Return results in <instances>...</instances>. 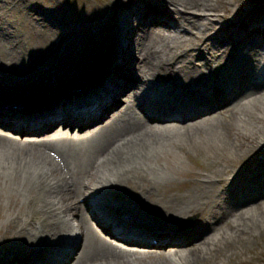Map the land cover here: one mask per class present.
I'll list each match as a JSON object with an SVG mask.
<instances>
[{
	"label": "bare ground",
	"instance_id": "bare-ground-1",
	"mask_svg": "<svg viewBox=\"0 0 264 264\" xmlns=\"http://www.w3.org/2000/svg\"><path fill=\"white\" fill-rule=\"evenodd\" d=\"M113 1L109 16L105 17L106 7L103 13L99 12L105 17L101 22L103 33H109L102 53L111 54L101 71L108 73L100 83L91 76L97 71L95 66L101 53L95 59L83 48L76 50V44L72 43L68 46L75 51L60 47L56 59L51 61L56 62L57 69L44 68L45 63L51 62L48 58L38 60L41 57L31 44L27 45L26 38L22 47L0 40V64L10 58L12 69H0V91L39 96L17 100L8 106L0 100L2 115L9 111L19 114L25 109L15 107H25L34 99L52 96L64 87L77 84L67 77L68 86L62 85L55 79L58 73L86 76L88 81L78 86L80 90L71 96L63 92L60 103L53 99L44 107L56 106L53 112L64 116L66 108L79 98L95 105L93 113L82 116L91 120L89 127L67 140L33 136L0 138V264L7 261L12 264L16 260L38 264L45 257L51 261L78 243L82 248L71 264H208L224 252L226 256L230 254L232 248L228 242L244 246L247 242L241 241L243 232L264 229V188L258 189L257 198H251L250 192L241 195L246 191L243 186L238 190L233 188L249 169L240 167L229 171L237 160H245L250 149L264 150V63L260 74L250 72L258 46L254 49L237 46L234 51L224 47L232 40L243 41L245 45L263 41L264 29L258 25L242 27L232 32V40L222 38L221 31L227 26L224 16L214 15L223 7L222 0ZM180 5L184 11L191 6L196 10L186 16L178 8ZM153 10L156 14H152ZM53 13L50 7L42 8L37 12V22H51L55 10ZM44 14L49 18L45 19ZM59 15L62 23L69 21L61 12ZM0 18V30L5 33L9 22L3 13ZM256 20L252 19L251 24ZM232 23V26L237 24ZM69 26L65 27L76 35ZM56 31L62 33L59 27ZM38 32L45 33L42 28ZM0 35L3 34L0 32ZM131 44L136 56L127 59L128 54H134L129 53ZM59 45L64 44L60 41ZM99 48L102 50L103 46ZM240 56L239 67L236 62ZM200 57L219 60L220 68H209L206 72L204 63L200 67L197 63ZM223 59L229 64H224ZM35 60L44 67L39 64L34 67ZM230 66L228 71L233 76L224 77L220 69ZM122 69L129 71L133 78L121 75L113 81L114 70ZM12 73L14 76L8 75ZM172 76L188 87L172 83ZM245 88L249 93L236 106L232 121L226 125L225 138L224 129H217L222 122L213 113L219 102L227 98L233 101L234 97L237 100L246 92ZM120 95H128L126 105L122 104ZM199 98L215 101L208 107V114L203 113L206 109H197L198 104L192 103ZM37 105L30 104L37 109L32 116L18 121L17 133L24 134L25 126L33 134L50 128L49 117ZM110 112L115 114L109 117ZM169 117L182 124L164 122ZM62 120L66 124L75 123L73 119ZM245 145L248 146L243 149ZM198 151L203 152L202 161L197 157ZM254 154L258 157L261 152ZM181 157L184 162L180 165ZM185 158L199 169L189 167ZM258 164H264V159ZM183 175L191 179H183ZM252 182L264 187V175ZM88 197L109 211L116 208L110 204H118L137 219L126 223L105 212L106 222L100 219L96 224L87 201H80ZM253 201L254 208H239L241 202L248 205ZM230 207L235 208V213L231 220L225 221ZM199 209L206 212V220L196 228H186L187 235L195 237L202 227L211 232L222 221L225 224L220 231L209 233L193 252L171 246L175 239L167 232L157 234L156 242L147 237V232L154 227L166 231L178 229L166 222L177 224ZM217 215H221L222 221L213 223L211 217ZM150 217L159 221L154 223ZM126 233L146 237L132 238Z\"/></svg>",
	"mask_w": 264,
	"mask_h": 264
},
{
	"label": "rangeland",
	"instance_id": "rangeland-1",
	"mask_svg": "<svg viewBox=\"0 0 264 264\" xmlns=\"http://www.w3.org/2000/svg\"><path fill=\"white\" fill-rule=\"evenodd\" d=\"M112 1L113 0H0V14L3 13V17H5V19H7V21L9 22L7 31L5 33L3 32V30H0L1 34L4 35V37L3 35H0V40L1 42H7L13 45L17 43L18 44L17 47L19 46L22 47L25 44V40H26L27 45L29 46L31 44V47L35 49L38 56L41 57V59H38L41 61L44 60L43 58H48L49 62L56 59L60 47L62 50H67V51L70 49L74 50L73 48H69L68 46L69 44L72 43L76 44V50H80L81 48H83L88 55H91L93 58L96 59L98 54L104 52L107 47L108 38H106V35L108 36L109 33L106 35L103 33L101 22H103V19L106 16L110 15V11H111L110 3L112 4L113 2H115ZM11 3L13 4L11 5ZM222 4L223 7L219 8L218 10L220 11L221 14L224 13L227 16V22L238 20L239 19L238 13L241 10L242 12H244L246 16H250V14H258L262 17V14H264V0H222ZM48 7H50V12L52 13L55 10V15L51 14V22H48L47 24H43L42 22H37V18H36L38 16L37 12H41L42 8L46 9ZM105 7L107 8V10L105 13V17H103L102 11ZM87 9H90V11L86 12L85 10ZM100 10L102 12L101 14L99 13ZM59 12H61L64 16H67L69 18V21L67 23H62L59 20V16H60ZM152 14H156V11L153 10ZM44 18L48 19L49 15L44 14ZM40 24H42L43 27ZM53 24H55V26H52ZM67 24L70 25L69 27H72L74 29V32L76 33L77 36L71 33L72 29H68L65 27ZM263 24H264V20H263ZM58 27L60 28V31H62V33H58L56 31ZM41 28L42 30L45 31V33L39 34L38 30ZM231 36H232L231 30H227V32L226 31L222 32L221 37L228 38V40H232L230 39ZM24 38L26 39L24 40ZM60 41L64 45H59ZM214 44L217 45V43L215 42ZM100 46H103L102 50L99 48ZM237 46H240V48L246 46V48L254 49L255 45H253V43L245 45L243 41L239 42L238 40H232L231 43L229 42L227 46L224 47L235 48ZM259 53L260 50H258V52L254 56V60L250 66L251 69L250 72H255V69L257 68L256 65L259 64L258 63L260 59ZM241 57L242 56L238 57L236 66L240 67ZM35 61L36 62L33 63L34 67H36L38 64L39 67L40 66L44 67L41 63H38L37 60ZM0 65H2L4 69L12 70L10 69L11 68L10 58H7V60L4 59ZM46 67L57 69L56 62H51L49 64L45 63L44 68ZM87 72L88 71H84V73ZM8 75L14 76L13 73ZM128 76H132V74H128ZM67 77L72 78L71 75L63 76L61 73L55 75V79H57L59 82L66 81ZM40 81L42 80L40 79ZM245 91L246 92L241 93L242 95L240 94L241 97H239L237 100L236 97H234L233 102L224 103L226 102V100L229 101L230 98L223 100L221 102L222 107L217 110V113H215L217 114V116H215L216 120L222 122L221 126L224 127L221 128V126H218L217 129L218 131L224 129L222 133L225 136V138H227L226 125H228V123L232 121L231 118H233L234 116V110L236 106L239 105L240 100H244V97H246V95L249 93L247 92V88H245ZM175 122L176 121L173 122L174 123L173 125H179L176 124ZM234 131L235 129L232 128L231 132ZM67 138L70 137L68 136ZM3 139H7V137ZM247 146L248 145H245L243 149L247 148ZM258 150L262 152V157L264 158L263 149L252 148L246 154L245 160H237L229 168V171L231 169L234 170L235 168H240L241 166L244 165H247L248 168L254 166V162H253V159L255 158L254 152ZM231 155L233 154H230V156ZM197 157L202 161L204 159L203 152L198 151ZM185 159H186V163L189 164V167L199 169V167L196 166L193 162L189 161L187 158ZM255 168L256 167L254 166L252 170ZM262 168H264V164ZM182 178L191 179V177L185 175H183ZM182 191L184 190L182 189ZM251 193H253L250 194L251 198H257L260 195L257 194L259 193V191L251 192ZM243 203L244 202H241L239 204L240 209H244L246 207L254 208V206H256L255 201L251 202L248 205ZM234 213H235V208L230 207V210L227 212L228 217L226 221L231 220L233 218ZM205 214L206 212L202 211L201 219ZM187 218L188 216H186L182 221H185ZM219 218L220 216L212 217L211 219L216 220ZM201 219H199L196 224L190 226L189 228L197 227L199 224L203 223ZM220 224H221L220 227H222L225 224V222L224 223L221 222ZM220 227H218L214 232L212 231L211 232L216 233L220 231ZM201 234H204V237H201L200 236ZM207 236L208 235L205 234V231L197 232L195 237L194 236L191 237L190 235L188 237V242L183 246V248L185 250H189L193 252L194 248L199 246L201 242L204 240V238ZM243 237H245L246 239L243 240ZM186 238L187 236L183 237V239ZM241 241L247 243L244 246L239 247L234 243L228 242V246L232 248L230 254L226 256L224 255L225 254L224 252V254L221 257L217 258L215 262L208 261V264H264V229L256 228L255 230L253 229L252 233L243 232L241 234ZM176 245H180L179 242H177ZM81 248H82L81 244L80 246L77 245L75 246L72 254L65 253V255L64 254L58 255L54 258L53 262H55V264H71L76 259L77 255L80 253Z\"/></svg>",
	"mask_w": 264,
	"mask_h": 264
},
{
	"label": "water",
	"instance_id": "water-1",
	"mask_svg": "<svg viewBox=\"0 0 264 264\" xmlns=\"http://www.w3.org/2000/svg\"><path fill=\"white\" fill-rule=\"evenodd\" d=\"M194 219H196V220H194ZM197 219H198V216H194V217L192 218V221H197Z\"/></svg>",
	"mask_w": 264,
	"mask_h": 264
}]
</instances>
